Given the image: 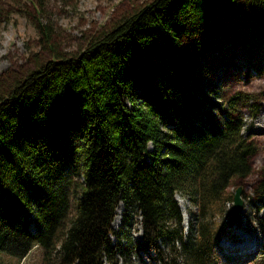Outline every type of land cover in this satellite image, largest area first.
I'll list each match as a JSON object with an SVG mask.
<instances>
[{
  "label": "trees",
  "instance_id": "obj_1",
  "mask_svg": "<svg viewBox=\"0 0 264 264\" xmlns=\"http://www.w3.org/2000/svg\"><path fill=\"white\" fill-rule=\"evenodd\" d=\"M35 11L48 57L0 92V253L38 246L43 264H117L135 243L162 264H217L225 228L241 224L225 192L255 149L240 119L219 113L198 60L233 40L239 14L256 28L242 38L255 65L264 0H152L71 56ZM255 193L264 203V179ZM176 195L196 207L186 232ZM134 217L141 242L127 232Z\"/></svg>",
  "mask_w": 264,
  "mask_h": 264
},
{
  "label": "rangeland",
  "instance_id": "obj_2",
  "mask_svg": "<svg viewBox=\"0 0 264 264\" xmlns=\"http://www.w3.org/2000/svg\"><path fill=\"white\" fill-rule=\"evenodd\" d=\"M35 5L26 0H0V92L14 77H21L34 68L36 55L43 61L48 57L47 50L39 45V34L35 28V9L42 10L43 22L53 27L55 48L59 53L71 56L85 47L88 38L101 30L110 29L118 20L128 17L135 10L152 0H34ZM228 28L233 40L222 45L211 58H199L198 69L205 77L204 84L214 85L215 92L210 96L219 107L220 114L232 113L241 121V134L252 143L254 154L249 158L250 174L245 178H234L226 189L225 197L233 199L236 189L241 188L242 207L239 211L241 224L229 230L226 236L233 235L244 240H255V251L247 257L228 255L224 250L214 248L217 264H253L256 258L264 256V230L260 218L264 203L259 201L255 190L264 179V32L255 42L256 64H248L245 58L242 38L245 34L254 35L256 28L249 27L239 14H231ZM192 51V50H190ZM209 83V84H208ZM232 106V107H231ZM182 208L184 232L189 228L188 211L196 207L187 198L176 195ZM182 202V204H181ZM227 203L226 208H231ZM122 205L116 209L115 218L120 224ZM139 218L134 217L128 233L133 241L141 242L142 233ZM216 223L224 222L215 217ZM112 223V225H113ZM229 238V237H228ZM233 238V237H232ZM114 242L116 239L112 236ZM125 257L118 258L117 264H162L154 251L138 248L135 243L125 246ZM42 249L34 246L23 258L0 253V264H43ZM127 261V263L124 262Z\"/></svg>",
  "mask_w": 264,
  "mask_h": 264
},
{
  "label": "bare ground",
  "instance_id": "obj_3",
  "mask_svg": "<svg viewBox=\"0 0 264 264\" xmlns=\"http://www.w3.org/2000/svg\"><path fill=\"white\" fill-rule=\"evenodd\" d=\"M116 225L117 223L115 221L112 226L115 227ZM255 240H249L247 241V244H244V240L238 239L233 235L226 236V234H224V236L219 239L217 243V248L224 250L225 253L228 255H238L241 258H244L248 255H251L253 251H255Z\"/></svg>",
  "mask_w": 264,
  "mask_h": 264
},
{
  "label": "water",
  "instance_id": "obj_4",
  "mask_svg": "<svg viewBox=\"0 0 264 264\" xmlns=\"http://www.w3.org/2000/svg\"><path fill=\"white\" fill-rule=\"evenodd\" d=\"M241 188L236 189L233 196V209L240 210L242 207V200L240 198Z\"/></svg>",
  "mask_w": 264,
  "mask_h": 264
}]
</instances>
